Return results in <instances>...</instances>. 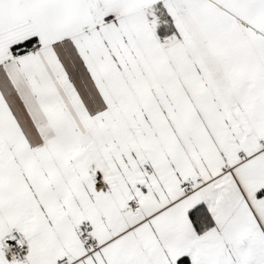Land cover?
Here are the masks:
<instances>
[{
    "label": "snow or ice",
    "instance_id": "1",
    "mask_svg": "<svg viewBox=\"0 0 264 264\" xmlns=\"http://www.w3.org/2000/svg\"><path fill=\"white\" fill-rule=\"evenodd\" d=\"M0 264H264V0H0Z\"/></svg>",
    "mask_w": 264,
    "mask_h": 264
}]
</instances>
